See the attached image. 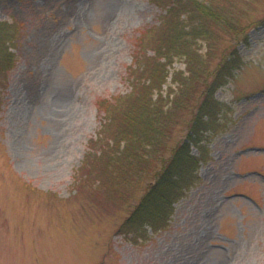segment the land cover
Returning <instances> with one entry per match:
<instances>
[{"label":"rangeland","instance_id":"obj_1","mask_svg":"<svg viewBox=\"0 0 264 264\" xmlns=\"http://www.w3.org/2000/svg\"><path fill=\"white\" fill-rule=\"evenodd\" d=\"M169 1L0 0V57L13 54L0 73V264H264V0H214L244 27L211 25L198 92L232 44L243 64L215 92L194 159L124 225L196 102L175 111L144 170L106 171L109 113L169 38ZM166 67L164 92L173 70L187 74L180 57Z\"/></svg>","mask_w":264,"mask_h":264},{"label":"trees","instance_id":"obj_2","mask_svg":"<svg viewBox=\"0 0 264 264\" xmlns=\"http://www.w3.org/2000/svg\"><path fill=\"white\" fill-rule=\"evenodd\" d=\"M166 14L173 18L169 38L161 40L153 49L154 59L149 66L141 63V69L148 72L146 79L138 80L130 93L119 98L112 112L103 109L109 113L111 129V135L106 137L111 144L108 141L105 143L102 154L106 171L114 174L123 168L144 170L158 154L156 147L159 141L162 142L167 124L173 119L175 111L190 106L194 95L196 102L192 117L188 121L185 138L171 149L168 157H157L164 163L154 174V183L150 185L124 225L134 222L138 212L148 209L162 189L180 174L184 165L194 159L190 147L200 141L203 131L209 128V116L215 114L219 107L215 92L226 84L243 64L238 46L232 44L220 54L215 67L208 71L209 79L204 77L203 88L198 92L199 81L205 74L207 60L214 49L211 25H224L236 33H241L244 26L229 16L231 14L226 5L214 0H170L166 6ZM180 14L187 16L186 22L179 18ZM198 39L208 42L204 52L196 46ZM239 40L247 43L246 32ZM175 57L183 60L187 74H184L183 70H173L171 80L174 83L177 81V84H168L164 92L163 84L167 83V77L170 75L166 66L172 63ZM12 65L13 54H4L2 51L0 73L8 71ZM153 152H157L154 157Z\"/></svg>","mask_w":264,"mask_h":264}]
</instances>
